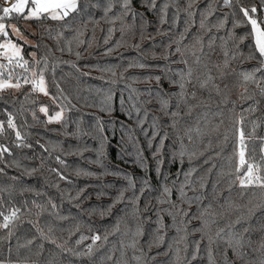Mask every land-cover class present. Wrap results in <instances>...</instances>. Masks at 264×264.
Returning a JSON list of instances; mask_svg holds the SVG:
<instances>
[{
    "label": "trees",
    "instance_id": "trees-1",
    "mask_svg": "<svg viewBox=\"0 0 264 264\" xmlns=\"http://www.w3.org/2000/svg\"><path fill=\"white\" fill-rule=\"evenodd\" d=\"M241 6L256 7V13L250 15L264 22V0H230V6L224 0H155V7L146 0H131L128 9L123 0H79L77 9L64 19L33 18L27 28L19 20L21 15L6 17L18 21L31 37L32 42L23 43V56L30 69L44 70L48 92L64 114L60 121H49L40 106L46 104L50 114L58 107L33 92L30 85L0 92V122L4 125L0 147L8 149L0 155V222L14 208L19 209L9 227L0 228L1 261L208 264L206 240L201 241L198 258L191 260L192 241L201 236L193 229L202 223L192 217L207 208L203 219L212 220L214 213L217 221L211 225L213 235L218 227L227 232V224L244 217L235 231L243 233L239 251L245 255L238 257L229 248L226 258L230 264L264 262V189L235 183L241 127L246 160L257 163L264 177V95L260 91L264 66L247 35L251 25ZM240 37L246 38L241 42ZM186 44H197L199 65L194 63L192 51L176 52ZM201 47L202 53L198 51ZM33 52L35 59L30 55ZM249 55L256 58L246 59ZM141 63L146 67H129ZM189 66L195 71L187 92L197 95L188 103L198 105L191 115L183 103L177 109L180 74ZM256 68L261 71L255 73V79L245 82L240 73ZM209 71L223 90L221 95L211 85L199 88L196 77L204 80ZM225 83L228 89H224ZM242 94L252 98L242 99ZM162 100H168L166 108ZM177 111L179 115L173 117L171 113ZM9 116L15 130L7 127ZM241 117L242 125L238 123ZM221 120L219 131H213ZM197 126L205 134L198 136L193 131L189 141L187 129ZM154 132L159 133L155 139ZM158 148L159 170L154 155ZM130 181L139 195L135 205L130 202L134 191ZM165 187L170 193L164 192ZM121 192L125 199L114 203ZM179 210L188 215H180ZM138 226L142 235L133 237ZM177 227H186L190 233L187 251L185 242H176L185 235L183 230L177 233ZM158 228L164 240L150 247ZM96 234H107L108 239L98 241L91 256L73 254L86 252ZM81 236L86 239L77 245ZM133 239L135 248L129 247ZM220 247L226 245L220 243ZM69 248L73 252L66 251ZM213 250L216 264H224L216 245Z\"/></svg>",
    "mask_w": 264,
    "mask_h": 264
},
{
    "label": "snow or ice",
    "instance_id": "snow-or-ice-1",
    "mask_svg": "<svg viewBox=\"0 0 264 264\" xmlns=\"http://www.w3.org/2000/svg\"><path fill=\"white\" fill-rule=\"evenodd\" d=\"M146 2L151 6V7H155V0H146ZM131 4V0H123V7L125 9H128L129 6ZM224 4L226 6H230V0H224ZM29 5H31L29 7ZM77 0H16L15 3L11 4L10 7H3L2 12H3V16H0V37L5 38L4 42L0 43V58L4 59L7 61V64L4 63H0V92H3L7 89H16L19 90L22 88L23 85H30L31 86V90L33 92H38V93H42L43 95L47 96L49 95L48 91H47V86H46V81H45V76H44V70L41 69L39 72L33 70L31 72V76H27V75H23L22 76V80L23 83H21V77L17 76L14 78L12 71L10 70L12 67H19L24 69L25 72H28V65H29V61L27 59L24 58V56L22 55V51H23V46L19 45L15 42H13L10 38H9V32L7 30V26L4 22H2L4 20L5 17H9L10 14L12 13H16L21 15L24 19H41V18H50L52 20H62L65 17H67L69 15L70 12H73L77 9ZM27 9V14L25 15V10ZM240 11L243 14L244 17H246V23H249L251 25V32L248 33L247 35H250L252 37L253 40V46L255 49V52L258 53L259 55V63L264 66V28L261 27V23L264 22H260L258 23L257 19H255L252 15H250V13H256L257 9L256 7H252V8H246L241 6L240 7ZM191 16V13L189 14ZM223 26V22H221V25ZM201 27L203 28L204 25L203 23H201ZM11 31L12 33L16 34L17 36H22V34L19 32V29L15 26L12 25L11 26ZM246 37H240L241 42L245 39ZM107 42V41H105ZM29 43L26 39H25V44ZM80 43H84L83 41H78V44ZM197 43L199 44L200 41L197 40ZM34 47H39V45H33ZM209 46L211 47V42L209 44ZM193 47L195 48V45H193ZM61 51H63V49H61ZM69 51H71V49H69ZM198 51H200L201 53L203 52V48L201 47L200 49H198ZM176 52L179 53L180 49L177 48ZM33 59H35V53H31L30 54ZM77 57L79 58V56L81 55V53L77 52L76 53ZM192 55L195 57L194 63L199 65L201 58L200 56L196 55V51L192 52ZM224 55L227 57L228 53L225 52ZM233 59H235V56L232 57ZM256 58L255 55H249L248 57H246V59H254ZM184 64H188L187 60H182L181 61ZM36 64L39 65L40 61H36ZM228 64V60L226 59L224 61V67H227ZM140 67V68H144L146 67V65L144 64H139V65H129V67ZM47 67V63L45 62V68ZM205 67H207V65H205ZM217 68H220V65H216ZM194 69L189 66L187 69L186 73H181L180 74V81L178 82V86H179V93L177 94L179 96V100L177 102V109H179L180 104L183 103L184 105L187 106L188 108V115H191L192 109L198 105H190L188 103L189 99H196V92L192 91L191 93L187 92V86L193 83V76H194ZM261 71V68H256L254 71L252 72H242L240 73V75L242 76L243 80L245 82L248 81H253L255 79V73ZM115 74V73H113ZM220 77L223 79L224 77V73L221 71L220 73ZM157 81H159L160 77H156L155 78ZM197 81H199V88L204 90V89H208L209 85H211V88L215 90L217 95H221L222 93V89L220 88V86L218 84L214 83L215 78L211 75L210 71L207 74V78L204 80H200L199 77H196ZM173 83H177V81H173ZM257 85L259 86V82H257ZM229 85L227 83L224 84V89H228ZM261 91V95H264V88L260 89ZM245 92H247V89L245 88ZM251 96H243L242 94V99H251ZM224 102H227V98L225 97ZM162 106L164 108H166L168 106V100H162L161 101ZM249 111H252L254 109L250 108L248 109ZM40 111L47 114V108L46 107H40ZM167 114V113H166ZM219 114V113H218ZM171 115L173 117L179 115V112H172ZM206 115V114H205ZM62 118V113L61 112H56L55 117L53 119L55 120H60ZM239 124H243V117H241V119L238 121ZM223 124V120L220 121V124H217L215 126V128L213 129V131H219L220 126ZM7 127L9 129H16V124L13 121V118L11 116H9L8 121H7ZM172 127H175V121L173 122ZM4 131V125L2 122H0V134H2ZM195 131L197 133L198 136H203L205 133L197 126L195 129L193 128H189L186 131V135L189 141L192 140V136L191 133ZM239 132V165L240 167H243L246 164V160H245V136H244V131L243 128L241 127L240 129H238ZM159 133H155L153 134V139H155V136L158 135ZM16 138L17 140L21 139V134L19 131H16ZM166 138V137H165ZM228 140V133L227 131L224 133V141L226 142ZM163 143V138L161 139V144ZM209 146H211V141H209ZM4 152H8L7 148L4 147H0V155H2ZM203 153H201L202 155ZM157 158V162H158V170H159V164L162 163V159H160L161 153H160V149H157V152L154 154ZM179 155L181 157H183L185 155L184 151H181L179 153ZM195 155V153L189 154V158L191 159V156ZM59 159V157L57 158ZM262 159H264V157H262ZM61 163H63V161H61ZM260 166L259 165H254L252 163H247V168L246 171L243 175V177H238L239 179V183L241 185V187H247L250 185H256L262 189H264V177H262L259 173H260ZM240 171V168H237V172ZM191 175V171H189L188 173L185 174V177L187 179L188 176ZM61 179H66L63 175H60ZM146 183V182H145ZM130 187L132 189H134L133 191V197L130 198V202L135 205L138 200H139V195H137L136 191H135V184L134 182L130 181L129 182ZM183 187L184 185H181V197L183 198V196L185 195L183 192ZM144 191V188L142 187L139 190V194L142 195ZM170 189H168L167 187L164 188V192L165 193H170ZM124 193L121 192L120 195L116 198V202H120L122 200H124ZM190 203V202H189ZM37 207H41L40 205H37ZM53 208L56 207V205H52ZM175 207V206H174ZM222 208L224 207L223 205L221 206ZM230 207V205H229ZM208 208H211V205H208ZM19 212V209H15L11 212V215H6L3 216V227L4 228H8L9 227V222L15 218L17 216V213ZM207 212V208L205 209L204 212H201L199 216H194L192 217L193 219H201L202 223H201V227L197 228V229H193V232H200L201 236L199 240H194L192 241L193 244V251H192V255H191V260H196L201 252V241H205L206 240V244L204 245V251L206 252L207 255V260H208V264H216V260H215V256H214V250H213V245H216V253H218L222 258H224V264H230V262L227 260V250L229 248L232 249V252L234 255H237L238 257H242L243 255H245V253H243L242 251H239L243 248V233H238L235 231V227L237 224H240L244 217L240 216L237 217V219L235 221L230 222L229 224L226 225L227 228V232L225 231V227H218L215 234H211V225L212 224H216L217 221L215 219V214L213 213V219L212 220H205L203 219L205 213ZM179 214L182 216H187L188 213L186 211L183 210H179ZM169 215H171V213H169ZM221 217H223L224 213L220 214ZM162 220V218H161ZM173 220L175 221V216H173ZM160 227H163V225L161 224ZM116 230H119V226L117 225ZM184 231L185 235L180 236L179 240H177V243L180 242H185L184 244V249L185 251H187L188 248V244L186 243L187 241V237L188 235H190V233H188L187 228L185 227L184 229H181L179 227H177L176 231L177 233H180L181 231ZM37 231H40L39 229H37ZM51 231V229H50ZM159 231L160 229H157V235L155 236V239L152 241V243H150V247L152 246V244L155 245H159L160 243L163 242L164 237L163 235H159ZM244 232H247L248 229L245 228L243 230ZM9 235H11V232L9 233ZM41 235L43 236V233L41 232ZM71 235V233H70ZM142 235V228L141 227H137L136 231L133 233V237H138ZM45 239H47V237H45ZM86 239V237L81 236L80 239H78L76 241V244L79 245L80 243L83 242V240ZM107 241L108 239V235H104L103 237L100 234H96L94 236L91 237L92 240V244L88 246L87 251L83 252V253H73L74 255L77 256H91L92 252H93V246L96 245V243L98 241L101 240ZM54 242V241H53ZM29 244L32 243V241L30 240L28 242ZM220 243H223L224 245H226L225 248H221L220 247ZM137 244V241L135 239H133L132 243L129 245V247L135 248ZM262 247H264V244L261 245ZM58 247H63V245H58ZM66 251L68 252H73L72 249H66ZM180 249H177V254H179ZM109 259H111V257H108ZM189 264H191V261H189ZM262 264H264V262H262Z\"/></svg>",
    "mask_w": 264,
    "mask_h": 264
},
{
    "label": "rangeland",
    "instance_id": "rangeland-1",
    "mask_svg": "<svg viewBox=\"0 0 264 264\" xmlns=\"http://www.w3.org/2000/svg\"><path fill=\"white\" fill-rule=\"evenodd\" d=\"M16 2V0H0V9H2L3 7H10L11 6V4H13V3H15ZM79 4V0H77V5ZM31 5H29V7H30ZM27 14V9L25 10V15ZM0 16H3V12H2V10H0ZM12 18H14V13H12V14H10V16L9 17H7V19H12ZM6 19V17L4 18V20L2 21V22H4L5 24H6V26H7V30H8V32H9V38L13 41V42H15V43H17V44H19V45H22L23 46V43L25 42V39L30 43V42H32V39H31V37L28 35V34H26L25 32H24V28L20 25V23L18 22V21H16V20H5ZM20 21H22L23 22V26L24 27H26L27 28V26L29 25V22L31 21V19H24L23 17H20V19H19ZM258 21V20H257ZM258 23H260L259 21H258ZM12 25H15L18 29H19V32L22 34V36H17L16 34H14V33H12V31H11V26ZM262 27V26H261ZM30 29H32L31 27H29ZM33 30V29H32ZM4 39L5 38H3V37H0V43H2V42H4ZM193 45H195V48L193 47ZM197 44H186V45H183V46H180L179 47V49H180V51H181V53L183 54V53H185V51L186 50H190V51H197ZM0 51H2V50H0ZM22 55H23V51H22ZM0 63H4V64H7V61L6 60H4V59H2V58H0ZM28 72H25L24 71V69H22V68H19V67H12L10 70L12 71V73H13V76H14V78L15 77H17V76H20L21 77V83H23V80H22V76L23 75H27V76H31V72L33 71V70H35L36 71V69L35 68H32V69H30L29 68V65H28ZM46 86H47V83H46ZM8 90V89H7ZM13 90H16V89H13ZM47 91H48V88H47ZM38 93V92H37ZM49 93V92H48ZM42 97H45V98H47L48 100H50L52 103H54L58 108L56 109V111L54 112V113H49V111H48V106L46 105V104H44V105H41L40 107H46L47 108V114H46V117H47V119L49 120V121H57V120H55V119H53L54 117H55V114H56V112H61L62 113V116H63V114H64V109L59 105V103L56 101V99L52 96V95H50V93H49V95H47V96H45V95H43L42 93H39ZM58 121H60V120H58ZM240 129V128H239ZM238 139H239V134H238ZM239 144H238V147H237V159H238V168H240V170H242L243 172H242V174L240 175V171L239 172H236V176H235V183L237 184V185H240V183H239V179H238V177H243V175H244V173H245V171H246V168H247V163H252V164H254V165H258L257 163H255V162H248L247 160H246V156H245V160H246V164L243 166V167H240V165H239V155H238V153H239ZM263 152H264V147H263ZM261 176H262V174H261V172L259 173ZM263 177V176H262ZM15 209V208H14ZM13 209V210H14ZM12 210V211H13ZM3 221H1L0 222V228L3 226ZM0 264H32V263H29V262H12V261H1L0 260Z\"/></svg>",
    "mask_w": 264,
    "mask_h": 264
},
{
    "label": "built area",
    "instance_id": "built-area-1",
    "mask_svg": "<svg viewBox=\"0 0 264 264\" xmlns=\"http://www.w3.org/2000/svg\"><path fill=\"white\" fill-rule=\"evenodd\" d=\"M11 215V214H10ZM15 218H13L9 223H11Z\"/></svg>",
    "mask_w": 264,
    "mask_h": 264
}]
</instances>
